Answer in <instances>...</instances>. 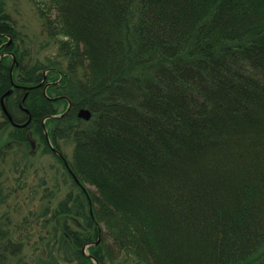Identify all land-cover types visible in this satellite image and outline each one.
Wrapping results in <instances>:
<instances>
[{
    "label": "trees",
    "instance_id": "1",
    "mask_svg": "<svg viewBox=\"0 0 264 264\" xmlns=\"http://www.w3.org/2000/svg\"><path fill=\"white\" fill-rule=\"evenodd\" d=\"M33 2L62 58L33 62L0 0V56L17 59L11 74L0 57V107L29 121L14 141L52 150L48 135L79 179L56 154L79 190L38 264H264V0ZM47 68L67 99L45 96ZM28 237L5 235L0 264H35Z\"/></svg>",
    "mask_w": 264,
    "mask_h": 264
},
{
    "label": "rangeland",
    "instance_id": "2",
    "mask_svg": "<svg viewBox=\"0 0 264 264\" xmlns=\"http://www.w3.org/2000/svg\"><path fill=\"white\" fill-rule=\"evenodd\" d=\"M5 2L16 28L22 34L25 47L30 51L32 61L45 66L58 64L62 58L58 53V43L43 31L33 0ZM49 69L45 73L51 72ZM50 75L52 80L57 79V74ZM57 105L60 112L68 107L67 102H59ZM6 121L7 117L0 107V146L6 149V157L0 161V245L5 235L16 239L31 235L26 241L25 254L26 258L38 264L37 253L47 248L48 241L58 233L55 212L70 192L79 188L74 185L57 155L43 141L32 135L31 141L38 145L31 152L33 145L19 144L12 139L10 132L13 127ZM62 146L70 156L72 141L63 140ZM70 225L74 228L72 223ZM85 251L87 253V248ZM15 261L9 260L7 264H14ZM122 262L141 264L131 258Z\"/></svg>",
    "mask_w": 264,
    "mask_h": 264
},
{
    "label": "flooded vegetation",
    "instance_id": "3",
    "mask_svg": "<svg viewBox=\"0 0 264 264\" xmlns=\"http://www.w3.org/2000/svg\"><path fill=\"white\" fill-rule=\"evenodd\" d=\"M12 43V38L11 37H8V42H6V46H9L10 44ZM6 55V57L7 56H14V53L13 52H11V51H9V50H6V52H3L2 54H1V56L0 57H4ZM15 66H16V62L14 63V62H12L11 63V69H10V73L12 74V71L14 70V68H15ZM55 83V81H53V80H51L50 78H48V75H45V77H44V79L42 80V82H40V84H39V86L41 85L42 86V84H43V91H44V94H45V96L46 97H48V98H50V99H53V100H58V95H49L48 94V89L53 85ZM26 88H30V87H24L23 88V90H27ZM1 101L3 102L4 101V96L1 98ZM5 103V102H4ZM6 105V104H5ZM19 107L21 108V109H23V107L21 106V105H19ZM7 108V107H6ZM8 110V109H7ZM23 111H25L24 109H23ZM9 112V111H8ZM26 112V111H25ZM10 113V112H9ZM11 115V114H10ZM52 115H49V116H47V117H51ZM6 117L8 118V120L11 122V124H13V125H15V126H25V125H27L28 124V122L29 121H27V122H25V123H17V122H15L14 121V119H13V117H12V115H11V117H12V119H13V122L10 120V118H9V116L8 115H6ZM47 117H45V120L47 119ZM46 134H48V132L46 131ZM48 141V140H47ZM63 158V157H62ZM64 160V159H63ZM65 163V162H64Z\"/></svg>",
    "mask_w": 264,
    "mask_h": 264
},
{
    "label": "water",
    "instance_id": "4",
    "mask_svg": "<svg viewBox=\"0 0 264 264\" xmlns=\"http://www.w3.org/2000/svg\"><path fill=\"white\" fill-rule=\"evenodd\" d=\"M7 94H8V93H7ZM70 106H71V102H70V104H69V106H68V109L70 108ZM2 109H3V111L9 116L10 120L13 122V119H12L10 113L8 112V110H7V108H6V106H5L4 103L2 104ZM68 109H67V111H68ZM78 116L81 117V118H84V119H86V120H89V119L91 118V116H92V112H91L89 109L82 108V109H80V111L78 112ZM48 140H49V139H48ZM49 143H50V140H49ZM50 144H51V143H50ZM51 147L53 148V150H54L57 154L61 155V153H60L58 150H56V148H55L52 144H51ZM61 156H62V155H61ZM65 164H66V166L68 167L69 171L72 173V169H71V167H70L68 161L65 160ZM72 174H73V173H72ZM73 176H74V178L79 182V179H78L74 174H73Z\"/></svg>",
    "mask_w": 264,
    "mask_h": 264
}]
</instances>
